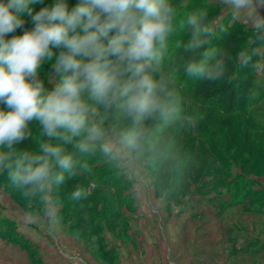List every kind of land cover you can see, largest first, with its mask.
Here are the masks:
<instances>
[{"label": "rangeland", "instance_id": "374dc122", "mask_svg": "<svg viewBox=\"0 0 264 264\" xmlns=\"http://www.w3.org/2000/svg\"><path fill=\"white\" fill-rule=\"evenodd\" d=\"M68 1L69 8L78 3V0ZM169 1L177 9L174 20L177 30L185 29L190 10L207 9V21L215 28V36L207 44V49L217 45L226 32L225 35L229 33L241 41L238 61L256 55L253 66L257 69L258 83L253 88V98L242 106L223 104L217 107L218 110H210L194 103L192 95L182 92L181 82L168 80L169 70L174 68L166 67L155 68L152 73L154 79H162L166 84L165 94L170 107L166 116L157 113L137 125L122 108L106 109L85 96L87 103L96 109L94 116L90 114V122L102 130V135L94 142L96 150L81 154L74 144L64 145V148L66 152L73 148L77 152L78 164L86 165L101 184L110 179V187L91 184L89 192L95 186L103 196L96 207L86 211L71 208L68 205L72 196L65 190H55L54 181L42 192H35L31 199L20 192L23 188L7 179L8 171H0V225L7 221L11 232L26 240L29 249L8 244L16 250L22 248L23 253L34 261L38 259L42 264L39 258L46 254L33 239L20 234L23 221L28 223V228L34 229L39 240L51 245L52 249L49 247L46 253L60 259L69 254L77 258L79 252L64 244L70 240L109 264L112 252L108 256L104 254L109 246L105 232L116 241L121 238L131 246L128 230L134 232L142 224L149 223L144 214L137 215L134 199L136 191L143 188L152 192L150 208L160 209V214L157 213L156 219L152 220V223L160 224L157 236L152 237L160 240V264H264V30L257 32L247 21H233L230 7L220 0ZM54 2L49 0V4L44 5ZM36 8L39 11L41 7ZM261 14L264 15V9ZM24 26L27 30L33 27L26 23ZM25 29H17L11 37L21 35ZM176 32L174 29L168 36L162 51V58L164 56L166 60L170 57L171 60L179 59L172 55L175 51L170 50L181 48L184 42ZM52 51L58 54L60 50L53 48ZM54 63L55 55L38 70V79L48 91L59 82V74L52 67ZM194 78H189L190 83L195 81ZM196 93L200 96L206 94L195 89L193 94ZM28 126L32 131L27 137L31 153L38 152L41 143H61L44 135L38 122L31 121ZM134 127H142L144 134L136 146H129L122 141L121 134ZM207 136L214 138L208 141ZM202 142L205 150L217 161L215 169L220 174L217 179L208 172L212 159H204V169L197 175L189 171V166L185 170L176 167L192 146L200 148ZM103 143L113 145L110 155L100 150ZM20 147V144L12 149L0 146V151L10 152L15 161L22 154ZM170 152L173 156L166 159ZM198 153L203 156L200 149ZM163 160L166 166L162 165ZM87 176L89 181L93 180L90 174ZM176 176H185L182 180L185 183L175 182ZM137 237L135 244L140 240Z\"/></svg>", "mask_w": 264, "mask_h": 264}, {"label": "clouds", "instance_id": "9594fccd", "mask_svg": "<svg viewBox=\"0 0 264 264\" xmlns=\"http://www.w3.org/2000/svg\"><path fill=\"white\" fill-rule=\"evenodd\" d=\"M44 0H0V146L12 149L26 138L29 122L36 121L42 133L61 143H41L39 151L24 152L13 161L10 152L0 151V171H8L12 183L30 192H42L53 181L63 182L73 167V157L64 145L74 144L81 154L96 150L101 128L90 122L94 105L122 108L134 124L157 113L166 116L170 107L164 80L153 77L162 59L166 40L174 30L177 9L169 0H78L69 8L67 0H55L34 12ZM232 11L233 21L264 30V0H220ZM21 35L6 37L24 28ZM207 9L187 17L191 40L186 50L210 44L215 28L207 21ZM53 48L59 49L54 54ZM55 55L54 71L59 82L51 91L38 79V70ZM215 50L185 65L190 77L218 79L222 64ZM165 94V95H162ZM144 134L134 127L121 134L122 141L136 146ZM79 138V139H77ZM105 155L113 145L103 143ZM81 196L80 190L73 194Z\"/></svg>", "mask_w": 264, "mask_h": 264}, {"label": "trees", "instance_id": "16d2710c", "mask_svg": "<svg viewBox=\"0 0 264 264\" xmlns=\"http://www.w3.org/2000/svg\"><path fill=\"white\" fill-rule=\"evenodd\" d=\"M48 1L49 0H44L43 4L34 5L33 7L34 12L38 11L36 7L48 6V5H44ZM67 3L70 4L68 0ZM193 13H195V10H190L188 12V16ZM24 19L27 25L33 26L29 17L25 16ZM21 29H25V28H21ZM174 29L175 31H177L176 33H180L179 38L184 41L181 48L177 50L170 49L172 52L175 51L172 55L177 56V58L179 59L171 60L170 57L166 60V57L163 56L160 64L158 66H155V68H165V67L168 69L174 68V70H169L170 72L168 74V80L174 83L181 82L180 86L182 89H184L182 92L188 94V96L192 95L194 103L204 107H209L210 110L211 109L218 110L217 107L220 108L221 105L223 104H229L230 107L231 105L242 106L248 100L253 98L252 91L255 85L258 83L257 82L258 80L256 78L257 69L255 68V66H253V64L256 63L257 57L256 55H252L251 57L247 56L246 58L243 59L242 62L238 61L237 56L241 47L240 40L232 38L230 35H228L229 33L225 35L226 33L225 32L220 37L219 43H217V45L211 47L210 49H207V45H205L202 48L195 51L186 50L185 45H187L191 40V29L188 28L187 26V18H186V24L184 30H180V29L177 30L175 27ZM25 30H27V28ZM10 38H11V34H9L6 37V39H10ZM209 50H215L216 55L214 57V60H218L221 62L222 68L220 70L222 71L223 74L218 79H214V80H207L204 78L195 77L194 78L195 81L190 83L189 80L190 76L186 74L185 65L193 60H197V61L201 60L203 58L202 53ZM215 85H220V86L216 87ZM213 86H215V88H212ZM210 87L212 88V90ZM195 89L203 91L206 94H203L202 96H200L199 93L193 94ZM207 94H209V96H205ZM3 107L5 106L0 104V108ZM31 132H32L31 126H28L26 130V138L19 143L21 146L20 151L22 153L31 151V148L28 149L30 145L27 138L29 133ZM204 136L206 135L204 134ZM207 137L209 139L208 141H210L211 138H214L213 136L211 137L207 136ZM200 145H201L200 148L198 146H192L189 153L183 158V161L179 162V164H177L176 167L185 170L186 167L189 166L190 167L189 171L194 172L197 175L204 169V163H205L204 159L205 160L212 159V162L208 167L209 168L208 172L213 174L214 179L219 178L220 175L219 170L215 169L217 163L216 159L213 160L211 154H209V152L205 150L204 142H202ZM199 149L203 151L202 157L199 156L198 153ZM68 153H70L73 157V162H74L73 167L70 171L64 174L63 182L59 184L53 182V188L55 190L56 189L65 190L70 193L72 199L68 206H71V208L83 209L85 211L87 209H90L91 207L94 208L96 207L95 205L103 199L102 198L103 196L99 195L98 193L99 189H97V187L103 184L106 187H110L111 186L109 182L110 179H106L104 181L101 180L103 183L101 184V182L97 178L93 177L94 175L92 174V171L87 170L88 167H86V165L82 166V164H78L77 152L73 148H71ZM172 156L173 155L170 152L165 158L169 159ZM164 162L165 161L163 160L162 162L163 166L165 165ZM89 174L90 176L93 175L91 177V179H93L92 181H89V176H87ZM184 178L185 176H182L181 178L180 176L179 177L176 176L174 177V181L176 182L177 180V183L178 182L185 183L183 182ZM7 179H9V177ZM120 179H123V177L121 176ZM91 184H94L97 187L94 186L92 192H89ZM77 190H80L81 196L79 199H74L72 194ZM20 192L26 193L25 195H27L31 199L34 198L32 197L34 193L30 192V186L28 188H23V191ZM171 193L173 192L171 191ZM111 202H113V199L111 200ZM2 223L3 225H0V238L13 244L25 246L26 248L29 247L25 239H23L20 235L18 237V235L11 232V230L8 228L9 224H7V221H3ZM98 239L99 241H101V238L98 237Z\"/></svg>", "mask_w": 264, "mask_h": 264}, {"label": "crops", "instance_id": "0c3cea01", "mask_svg": "<svg viewBox=\"0 0 264 264\" xmlns=\"http://www.w3.org/2000/svg\"><path fill=\"white\" fill-rule=\"evenodd\" d=\"M134 199L136 200L137 215L140 214L141 216L144 214L147 219L146 222L149 223L142 224L138 229H135L134 232L130 231L129 233L128 230V234H131L130 239H132L133 243H130L132 244L131 246L129 244L126 245L121 238H116V241L111 234L105 232V237L109 238L107 242L109 246L104 251V254L108 256L112 252V257L109 258V264H160L162 250L160 247V240L152 239L153 236H157V231L160 227L159 223H152V220L156 219V214L159 213L160 209L155 210L150 208L149 200L152 199L151 191L147 192L143 190V188H140L136 191ZM22 225L20 234L31 240L33 239L34 243L40 247V251L45 252L44 254L46 255H42V257L39 258L42 264H107L105 260H100L87 253L86 249H81L82 245L79 246V244L71 243L69 242L70 240L64 244L66 247L79 252L77 258L69 254L60 259L56 255L48 254L46 252H49V247L51 248V245L39 240L38 236L34 233V229L27 227L28 223L23 221ZM137 236L140 237V240L135 244L134 240L139 239ZM21 249L19 247L18 250H16L13 245L8 244V241L0 238V264H40L38 259L35 260L36 263L30 256L23 253ZM140 255H144V257Z\"/></svg>", "mask_w": 264, "mask_h": 264}]
</instances>
